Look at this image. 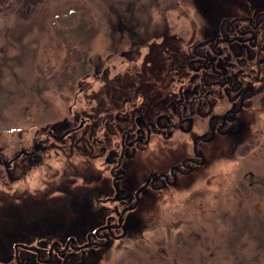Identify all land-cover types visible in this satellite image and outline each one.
Returning a JSON list of instances; mask_svg holds the SVG:
<instances>
[{
    "label": "flooded vegetation",
    "instance_id": "1",
    "mask_svg": "<svg viewBox=\"0 0 264 264\" xmlns=\"http://www.w3.org/2000/svg\"><path fill=\"white\" fill-rule=\"evenodd\" d=\"M155 13L109 25L41 130L0 127V264H92L151 203L201 201L217 163L264 149V0Z\"/></svg>",
    "mask_w": 264,
    "mask_h": 264
},
{
    "label": "rangeland",
    "instance_id": "2",
    "mask_svg": "<svg viewBox=\"0 0 264 264\" xmlns=\"http://www.w3.org/2000/svg\"><path fill=\"white\" fill-rule=\"evenodd\" d=\"M170 2L0 0V127L41 130L48 116L43 98L54 112L67 99L65 86L85 73L82 58L93 57L99 64L112 37L121 36L110 24L140 19L136 11L145 19L156 18L155 11ZM261 145L252 155L235 154L217 163L201 201L194 194L187 202L151 203L141 212L137 238L112 246L92 264H264ZM249 181L254 182L251 189Z\"/></svg>",
    "mask_w": 264,
    "mask_h": 264
}]
</instances>
